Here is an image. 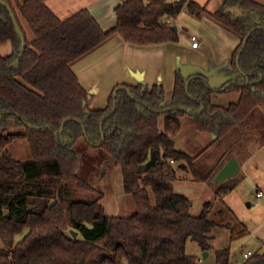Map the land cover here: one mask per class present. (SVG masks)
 Wrapping results in <instances>:
<instances>
[{"label":"trees","instance_id":"16d2710c","mask_svg":"<svg viewBox=\"0 0 264 264\" xmlns=\"http://www.w3.org/2000/svg\"><path fill=\"white\" fill-rule=\"evenodd\" d=\"M4 1L21 29L18 14L27 22L33 39L21 49L0 5V43L16 50L0 54V264H199L186 246L193 241L201 251L212 249L214 204L205 203L195 216L192 201L174 184L182 172L211 185L219 202L237 185V177L222 183L214 177L244 124L264 106V3L223 0L209 13L190 0H119L116 23L104 31L85 9L60 20L47 0ZM183 10L240 38L230 63L248 83L230 80L212 88L204 75L184 77L177 70L169 103L161 83H123L103 108H93L94 95L72 65L116 35L138 46L178 43L171 26ZM226 93H238L239 100L225 107L213 103ZM188 116L196 132L214 136L207 148L217 152L209 164L176 146ZM80 139L120 169L123 191L135 204L132 215H107L102 194L79 176L74 146ZM17 140L27 142L29 159H16L8 149ZM214 254L215 264L232 263L229 248ZM242 264H264V250Z\"/></svg>","mask_w":264,"mask_h":264},{"label":"crops","instance_id":"0c3cea01","mask_svg":"<svg viewBox=\"0 0 264 264\" xmlns=\"http://www.w3.org/2000/svg\"><path fill=\"white\" fill-rule=\"evenodd\" d=\"M190 1L205 6L209 13L218 10L223 3V0ZM257 1L262 2V0ZM46 4L60 20L67 19L74 13L85 9L97 20L100 27L107 31L116 23L114 9L119 4V0H58V2L47 0ZM188 18L187 23L196 25L190 36L185 27L180 28L178 24L174 23L178 27L177 33L180 38L178 43L138 46L126 43L120 36L116 35L76 61L72 65V69L81 85L94 95L92 107L103 108L112 89L123 83L130 85L141 83L148 86L161 83L165 94L170 97L177 70H180L184 77L197 74L204 75L212 88H219L223 83L230 80L241 81L240 72L230 63L232 53L239 45V37L207 16L196 19L189 15ZM180 29L189 36L185 40L190 42V48L186 44H182ZM193 37L198 42L197 47H192ZM227 94L235 95L234 98L229 99L232 101L231 103L239 100L238 93H226L225 95ZM184 120L186 122H183L182 129L175 139L177 148L190 156L201 154L199 163L202 165L209 164L204 160V157L211 149L214 150V153L211 154V160L215 157L217 148L212 146L207 148L214 141V136L196 132L191 117H185ZM185 129L186 132H183ZM182 140L187 142L184 143ZM234 142L233 147L227 150V154H231L229 159L234 157L240 165V171L234 177L238 178L236 186L241 187V190L254 189L256 201L264 200V106L257 108L252 113L243 126L241 139L237 143L235 139ZM236 146L238 147L237 152ZM237 155L239 158L236 157ZM192 182L191 180L186 183ZM180 184L176 181L174 188ZM197 184L202 187L207 185L214 192L213 187L207 183ZM257 193H262V196L258 198ZM247 204L252 206V203L247 202ZM255 233L260 239L263 249L264 219L259 223ZM212 250L213 246L209 252ZM243 261L244 259L240 264ZM201 262L200 260L199 263Z\"/></svg>","mask_w":264,"mask_h":264},{"label":"rangeland","instance_id":"374dc122","mask_svg":"<svg viewBox=\"0 0 264 264\" xmlns=\"http://www.w3.org/2000/svg\"><path fill=\"white\" fill-rule=\"evenodd\" d=\"M20 1L22 2L23 0ZM56 1L58 2V0ZM263 1L264 0H262V2ZM11 2L14 6L13 0H11ZM18 16L26 38L28 40L33 39L32 31L27 22L19 14ZM59 17L62 18L60 15ZM188 17L189 15L187 12L183 10L175 23L178 24L180 28L185 27L190 36L195 30L196 25L193 26L192 24L187 23L189 20ZM180 33L182 35V44H186V46L190 48V42L185 40L189 38V36L183 33L181 29ZM13 53L14 48L11 44L0 43V54L2 56H8ZM234 96L235 95L217 94L213 99V103L225 107L232 102L229 99L234 98ZM166 100V102H169L171 96L169 97L166 95ZM186 120H183V122H186ZM10 129L13 130L12 127ZM183 132H186V129ZM182 141L184 143L187 142L186 140ZM237 148L238 147L236 146V152ZM240 148H242V145H240ZM8 149L16 159L27 160L30 158V151L25 140H17L13 142ZM74 150L78 153L80 158L78 174L94 190L102 194L101 203L104 206L106 214L121 217L132 215L136 211L133 198L131 195L124 193L121 171L114 165L111 158L102 149L90 146L84 139H80L75 144ZM212 153H214L213 149L206 153L204 157L206 162L211 163ZM230 155L231 154L228 156ZM236 157L239 158V155ZM178 174L179 176L181 175V177L177 183L181 184L176 185L175 191L177 193L185 194L190 198L192 201L191 213L193 215L198 216L205 203L211 202L214 204L210 213V219L215 222V226L212 228L211 232L214 239V241H212L213 250L210 252L207 251L208 255L204 256L205 251H201L200 247L195 242H187V252L191 255L198 256L202 261L199 264H215L214 253L215 250L218 249L229 248L233 264H240L242 262L244 259V252L249 251L250 253H255L262 249V244L255 231L258 228L259 223L264 219V200L256 201L254 189L248 188L241 190V187L236 186L222 198V202H219L215 199L214 192L207 185L202 187L195 182L186 183L192 179L182 172H179ZM183 176H186L185 179ZM71 197L73 198L74 195ZM77 197H80V195ZM247 202L252 203V206H248ZM227 208L232 213L229 212ZM21 238L22 235L16 236V240H20ZM262 250H264V248Z\"/></svg>","mask_w":264,"mask_h":264},{"label":"water","instance_id":"95a60500","mask_svg":"<svg viewBox=\"0 0 264 264\" xmlns=\"http://www.w3.org/2000/svg\"><path fill=\"white\" fill-rule=\"evenodd\" d=\"M0 4L4 7H6L7 10L9 11L11 19L13 21L15 31L20 38L21 48L23 50L24 46H25V35H24L23 31L21 30V28H20V26H19V24H18V22L14 16L12 10L10 9L9 5L6 2H4L3 0H0ZM171 29L176 33L178 32V27L175 24H173L171 26ZM239 171H240V165H239L238 161L234 157H232L218 171V173L214 177V183H222L226 180H230V179L234 178L239 173ZM247 205H249V204H247ZM6 213L7 212H5V215H6ZM72 234H73V237H76L75 232H73ZM207 255H208V253L205 251L204 256H207Z\"/></svg>","mask_w":264,"mask_h":264},{"label":"flooded vegetation","instance_id":"af4514ba","mask_svg":"<svg viewBox=\"0 0 264 264\" xmlns=\"http://www.w3.org/2000/svg\"><path fill=\"white\" fill-rule=\"evenodd\" d=\"M4 1V0H3ZM4 2H6V1H4ZM7 3V2H6ZM8 4V3H7ZM1 5V4H0ZM9 5V4H8ZM4 7V6H3ZM9 7H10V9L12 10V8H11V6L9 5ZM6 8V7H5ZM6 10H7V8H6ZM8 11V10H7ZM12 12H13V10H12ZM8 13H9V11H8ZM13 14H14V12H13ZM9 15H10V13H9ZM14 16H15V14H14ZM11 17V16H10ZM15 18H16V16H15ZM12 20V19H11ZM17 20V19H16ZM13 22V21H12ZM22 30V29H21ZM24 33V32H23ZM25 35V34H24ZM25 39H26V36H25ZM240 39V38H239ZM240 43V42H239ZM2 44H8V43H2ZM10 44V43H9ZM14 48V47H13ZM22 49V48H21ZM13 54H16V50L14 49V53ZM13 54H11V55H13ZM9 56V55H8ZM236 70H238V72H240V75H241V81H239V82H244V84H247L248 83V80H247V78L246 77H244L243 76V74L241 73V71L239 70V67L237 66V67H234ZM167 101V100H166ZM170 102V101H169ZM169 102H167V103H169Z\"/></svg>","mask_w":264,"mask_h":264},{"label":"built area","instance_id":"2783aa9c","mask_svg":"<svg viewBox=\"0 0 264 264\" xmlns=\"http://www.w3.org/2000/svg\"><path fill=\"white\" fill-rule=\"evenodd\" d=\"M197 45H198V42H197L196 39L193 37V38H192V47H197ZM256 196L259 198V197L262 196V193H257ZM250 255H251L250 252L244 253V254H243V258H244V259H247Z\"/></svg>","mask_w":264,"mask_h":264}]
</instances>
